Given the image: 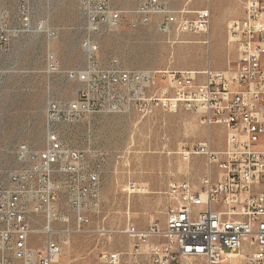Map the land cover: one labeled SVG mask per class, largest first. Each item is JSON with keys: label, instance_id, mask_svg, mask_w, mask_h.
Masks as SVG:
<instances>
[{"label": "built area", "instance_id": "built-area-1", "mask_svg": "<svg viewBox=\"0 0 264 264\" xmlns=\"http://www.w3.org/2000/svg\"><path fill=\"white\" fill-rule=\"evenodd\" d=\"M24 27H29L30 0H19ZM88 34L82 42L87 65L67 72L85 84L75 99L49 100L47 143L35 151L21 145L24 166L0 183V264H54L63 243L55 223L68 221L56 208L65 188L75 212L77 231H85L91 212L101 206V181L91 171V152L67 147L54 131L59 122H78L86 115L133 108L142 118L157 111H193L208 130L203 142L184 153L203 155L207 169L198 186L172 182L167 190L165 221L123 231L130 242L120 250H103L104 264H226L231 255L244 264H264V0H245L241 18L226 26L234 51L227 67L129 69L113 60L102 67L95 35L104 25H147L156 17L159 32L196 34L209 30L210 8H173L162 0H145L132 10L112 7L110 0H83ZM40 28V26H39ZM9 36L0 33V44ZM50 71H58L53 54ZM221 128L223 143L213 145L211 129ZM27 162V163H26ZM64 176L63 181L56 175ZM135 188V184H132ZM43 217L45 225L33 222ZM41 243H32L33 237Z\"/></svg>", "mask_w": 264, "mask_h": 264}, {"label": "rangeland", "instance_id": "rangeland-1", "mask_svg": "<svg viewBox=\"0 0 264 264\" xmlns=\"http://www.w3.org/2000/svg\"><path fill=\"white\" fill-rule=\"evenodd\" d=\"M145 0H110L112 7L132 10ZM173 8L197 10L208 7V0H181ZM180 1V0H179ZM73 0H30L29 27H24L19 0H0V33L9 36L7 46L0 44V183L24 166L18 157L21 145L39 151L47 143L46 107L49 100L75 99L85 84L69 79L63 71H50L49 55L56 42L55 31L71 20ZM232 13L245 10V0H223ZM244 14V13H243ZM241 18V17H240ZM156 17L147 25L131 27L129 21L118 27L104 25L95 37L96 58L102 67L112 61L129 69L227 67L234 51L226 41L222 20L213 21L208 31L196 34L167 35L159 32ZM40 26V28H39ZM67 60L77 61L79 53L60 44ZM54 131L67 147L91 152L88 167L98 171L101 181V206L92 211L85 231L76 227V216L65 188L55 206L68 221L55 223L58 229H70L58 239H68L54 264H104L103 250H124L130 242L123 232L130 223L146 228L164 224L167 190L172 182L188 181L194 186L204 176L207 163L203 155L184 153L206 140L209 130L196 112L159 110L142 118L133 108L119 112L86 115L78 122H59ZM213 145L223 143L221 128L211 129ZM27 163V162H26ZM63 181L64 176L56 175ZM132 184H135L133 188ZM45 220L33 222L42 228ZM32 243L39 244L35 236ZM234 264H244L237 258Z\"/></svg>", "mask_w": 264, "mask_h": 264}, {"label": "crops", "instance_id": "crops-1", "mask_svg": "<svg viewBox=\"0 0 264 264\" xmlns=\"http://www.w3.org/2000/svg\"><path fill=\"white\" fill-rule=\"evenodd\" d=\"M182 1H173V6H179ZM223 0H208V8L212 12L213 21L222 20L226 35V26L229 21L243 17L245 10L241 9L238 13H232L229 9L225 8L222 3ZM196 9H201L203 5L193 6ZM71 20L68 24L62 25V27L55 31L56 42L53 44L52 53L55 58V62L58 66V71L64 73L70 70H81L87 65V57L85 50L83 49L82 42L86 38L87 31V20L83 12V0H73L71 9ZM227 41V39H226ZM60 44H68L70 52H78L79 58L77 61L74 59L67 60L61 54Z\"/></svg>", "mask_w": 264, "mask_h": 264}, {"label": "bare ground", "instance_id": "bare-ground-1", "mask_svg": "<svg viewBox=\"0 0 264 264\" xmlns=\"http://www.w3.org/2000/svg\"><path fill=\"white\" fill-rule=\"evenodd\" d=\"M66 243H69V241H67ZM238 257L239 256L231 255L230 256V258H231L230 261H228L226 264H234V263H236Z\"/></svg>", "mask_w": 264, "mask_h": 264}]
</instances>
